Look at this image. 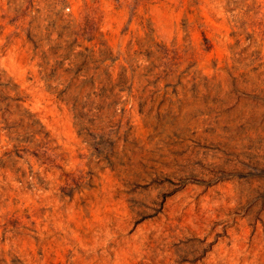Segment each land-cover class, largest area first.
<instances>
[{"label":"rangeland","instance_id":"rangeland-1","mask_svg":"<svg viewBox=\"0 0 264 264\" xmlns=\"http://www.w3.org/2000/svg\"><path fill=\"white\" fill-rule=\"evenodd\" d=\"M0 264H264V0H0Z\"/></svg>","mask_w":264,"mask_h":264}]
</instances>
